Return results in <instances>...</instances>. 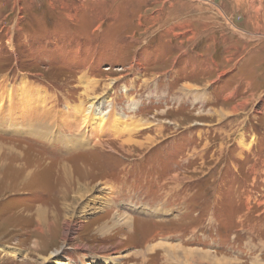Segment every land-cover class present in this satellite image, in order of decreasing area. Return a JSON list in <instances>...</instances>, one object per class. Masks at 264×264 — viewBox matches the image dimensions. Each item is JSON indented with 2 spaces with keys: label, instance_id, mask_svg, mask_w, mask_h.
Here are the masks:
<instances>
[{
  "label": "rangeland",
  "instance_id": "374dc122",
  "mask_svg": "<svg viewBox=\"0 0 264 264\" xmlns=\"http://www.w3.org/2000/svg\"><path fill=\"white\" fill-rule=\"evenodd\" d=\"M25 80L61 137L0 127V264H264V0H0V85Z\"/></svg>",
  "mask_w": 264,
  "mask_h": 264
},
{
  "label": "bare ground",
  "instance_id": "6f19581e",
  "mask_svg": "<svg viewBox=\"0 0 264 264\" xmlns=\"http://www.w3.org/2000/svg\"><path fill=\"white\" fill-rule=\"evenodd\" d=\"M29 84H30V82L28 80H25L20 84L21 88L16 87V88L11 89V90H9L7 88H3L0 85V99L3 97V95L6 96V97L2 98L6 102V104H4V105L0 104V127H4V128L9 129L10 131H13V132L18 131V130H22V131H24L23 133H27V134L33 133V135H35L39 138H43V139L46 138L48 140L61 137V136L57 135L58 134L57 130H55V128H54L55 127L54 126V120L58 117V113L56 114V112L55 113L52 112L51 108H47L46 98H45L43 90H41V89H37L36 91L31 90ZM96 89H97V85L91 86V87L88 86L87 91H92V94H95L97 91ZM97 97H98V94H96L94 96L92 95L91 98L96 99ZM98 99H100V98H97L96 100L98 101ZM25 100H32V101L29 103L28 106H25L24 105ZM92 103H96V102H92ZM73 108L75 109V113H72L73 115L69 116L70 121H68L66 123L68 125L65 124L66 125L65 128L69 132H71L73 130L77 131L76 134H74V135L76 137L78 136L79 138L78 137L75 138V140H76L74 142L75 145H77V146L78 145H84V143L91 141V139L90 140L86 139L87 134L84 135V133H83L84 130H86L85 133H88V134L93 131V129L90 128V122L93 125L92 127H96L95 130H97V136L99 134L102 135L104 133L103 128H105V129L109 128V125H107L110 123V122L108 123V121H107L109 119L108 118L109 116L107 117L106 115L100 113L101 103L97 107L94 104H90L87 109H84L83 106L81 107L80 105L76 106V107L74 106ZM92 113H94L95 115L98 114L100 117L99 122H97L99 120V118L94 117V120L97 122L96 126L94 125V123H95L94 120L91 121ZM117 121H118V123H122V122L124 123L123 130H122L121 134L125 133V134L130 135V134H133L135 131H137L138 129L141 128V127H139L138 124H135V122L127 123L124 120H122L120 117L116 120L114 119V121H112L111 123L116 124ZM97 126H98V129H97ZM93 132H95V131H93ZM92 136H94L93 137V140H94L95 135H92ZM67 137L72 138V134H70L69 136L67 135L64 138H67ZM129 137H131V136H129ZM129 140H133V138H130ZM16 143L20 144V142H18V141ZM134 143H138V145H140L138 141H135ZM65 144H68V143H65ZM126 144H131V143H126ZM25 148H31V147L27 146ZM10 149H11V147H10ZM11 151L18 153L19 159H21L23 157L22 154L20 155L19 151L14 150V149ZM0 154H1V152H0ZM40 159L43 160L42 157H40ZM18 164H20V163H18ZM24 164H26V166H24L25 169H28L26 167L31 165V163H28V162H24ZM63 165H65L63 170L65 171L66 176L73 173V171L71 170L72 168L71 169L68 168V165H66V164H63ZM76 170L77 169L75 167L74 171H76ZM100 190L103 193V195L101 197L98 196V198H96V196H95V198H93V200L98 204L100 203L101 205L104 204L106 206V203H110L113 206L114 203L111 201L113 199L109 200V197L112 198V196H108V194L109 193L111 194L113 191H111V189L108 187V185L102 187L101 189H99V191ZM104 197L107 198V200H109L110 202L109 201L107 202V200H105ZM99 198H102L103 200L99 199ZM74 202H75L74 205L77 204L76 201H74ZM88 206L90 207V205H88L86 203V206H84L83 208L86 209ZM66 207L69 208V205H66ZM123 216H124V218L122 216L117 215L118 220L116 222V225L118 222H121L118 224H122V225L126 224V223L129 224L132 220L135 219V218L133 219L129 215L123 214ZM126 226H128V225H126ZM103 228H104V226H103ZM67 231L71 232V228L69 227ZM157 244H159V243H157ZM175 246L176 245H174V247ZM152 247H153L152 245L151 246L149 245L148 251ZM155 247H157V246L155 245L153 248L155 249ZM168 248H169V251H167V253H166V256L168 258L172 254H174V256L177 255V252L175 251L176 249H173V246H171V244L168 245ZM179 248H180V246H179ZM179 248L177 247V249H179ZM155 251H157V250L155 249ZM180 251H182V253H181L182 257H183L182 260L186 264H194L195 262L198 263V262H202V261L208 259V255L206 254L207 252H204V251L200 252L203 254V256H200L197 254V253H199L198 250H196L194 248H188V249H186V248L182 249L181 248ZM54 252L57 253V251H53L52 253H54ZM172 252H174V253H172ZM134 253H136V252H134ZM211 253H208V254H211ZM52 255L54 256L55 254H52ZM170 258H172V257H170ZM175 258H177V256ZM175 258L173 260H175ZM55 261H56L55 262L56 264H69L67 261H64L61 258H58ZM110 262H112L111 259H102V261H100V263H105V264L110 263Z\"/></svg>",
  "mask_w": 264,
  "mask_h": 264
},
{
  "label": "crops",
  "instance_id": "0c3cea01",
  "mask_svg": "<svg viewBox=\"0 0 264 264\" xmlns=\"http://www.w3.org/2000/svg\"><path fill=\"white\" fill-rule=\"evenodd\" d=\"M233 244H235V243H233ZM181 245V244H180ZM223 245H225V244H223ZM231 246H233V247H231ZM231 246H229L230 248H234V245H231ZM210 246L208 245V246H206V247H201L202 249H205V250H209V251H212V250H214V249H212V248H209ZM227 248V249H230V248ZM196 248H199V247H196ZM253 264H257L256 262H254Z\"/></svg>",
  "mask_w": 264,
  "mask_h": 264
}]
</instances>
